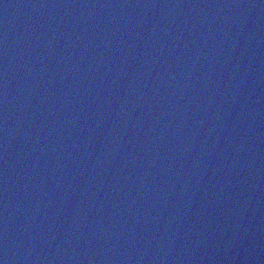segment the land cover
<instances>
[{
    "label": "water",
    "instance_id": "water-1",
    "mask_svg": "<svg viewBox=\"0 0 264 264\" xmlns=\"http://www.w3.org/2000/svg\"><path fill=\"white\" fill-rule=\"evenodd\" d=\"M0 264H264V0H0Z\"/></svg>",
    "mask_w": 264,
    "mask_h": 264
}]
</instances>
